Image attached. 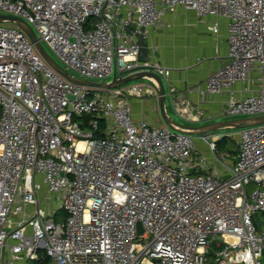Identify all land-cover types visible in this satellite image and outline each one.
<instances>
[{
    "label": "built area",
    "instance_id": "2783aa9c",
    "mask_svg": "<svg viewBox=\"0 0 264 264\" xmlns=\"http://www.w3.org/2000/svg\"><path fill=\"white\" fill-rule=\"evenodd\" d=\"M179 7L214 16V35L227 19L226 63L204 83L226 93L222 117L264 116V0H0V15L29 24L77 78L151 71L164 82L167 68L137 62L136 38L170 26L162 20ZM147 79L77 85L18 25L0 24V264L40 252L50 264H264V231L252 219L264 211V123L208 132L134 119L131 99L158 98ZM167 92L179 117L201 115ZM82 114L92 118L75 119ZM228 134L237 138L232 161L217 154Z\"/></svg>",
    "mask_w": 264,
    "mask_h": 264
},
{
    "label": "crops",
    "instance_id": "0c3cea01",
    "mask_svg": "<svg viewBox=\"0 0 264 264\" xmlns=\"http://www.w3.org/2000/svg\"><path fill=\"white\" fill-rule=\"evenodd\" d=\"M214 20V16L199 17L194 11L179 7L174 13L165 15L162 20L170 26L151 27L147 36L141 37L139 59L168 68L169 87L174 89L175 94L184 95L191 108L196 107L201 112L193 122L179 117L170 102L167 92L169 87L164 83V112L176 123L177 119H181L191 124L190 127H197L223 121L222 110L226 93L212 94L204 86L207 76L227 60V19L219 18L217 35L207 29ZM144 84L151 83L144 78ZM130 103L134 119L144 118L151 124L167 127L161 115L158 98H146L143 102L136 98L131 99ZM197 145L208 158L211 157L202 141L197 140Z\"/></svg>",
    "mask_w": 264,
    "mask_h": 264
},
{
    "label": "water",
    "instance_id": "95a60500",
    "mask_svg": "<svg viewBox=\"0 0 264 264\" xmlns=\"http://www.w3.org/2000/svg\"><path fill=\"white\" fill-rule=\"evenodd\" d=\"M9 21L16 25H18L29 37V39L34 43L38 53L41 55V57L45 60V62L52 67L57 73H59L61 76H63L65 79L77 84V85H83L87 87H96V88H112V87H118L126 84L129 81L136 80L143 78L145 76L152 77L157 85H158V99L161 109V115L166 125H169L170 123H175L178 125H181L179 123L174 122L171 118H169L165 112H164V101H165V91H164V85L162 82V79L156 75L155 73L151 71H143V72H137L133 74H129L124 77H118L116 78L113 76L110 82L105 83H98V82H91L86 80H81L78 78H75L71 76L64 68H62L43 48L42 44L39 42V40L36 38L33 29L29 24H27L24 20L9 16V15H0V22ZM264 123V116H256V117H250V118H241V119H233V120H223L220 122H214L209 124H203L200 126H197L196 128H199L201 131H213L220 128H231V127H240V126H247V125H255V124H261ZM184 126V125H183ZM190 127V126H185ZM137 232L142 233L143 228L141 227L140 223L137 225Z\"/></svg>",
    "mask_w": 264,
    "mask_h": 264
},
{
    "label": "rangeland",
    "instance_id": "374dc122",
    "mask_svg": "<svg viewBox=\"0 0 264 264\" xmlns=\"http://www.w3.org/2000/svg\"><path fill=\"white\" fill-rule=\"evenodd\" d=\"M1 25L4 26H14L15 24L9 21L6 22H0ZM34 31V34L37 35L36 31ZM43 48L45 49V51L62 67L65 68L58 60L57 58L54 56L53 53H51V51L49 50V48L42 43ZM70 74L76 76V77H80V75L77 72H74L72 70L68 71ZM107 79H104L103 82H106ZM133 82H139L140 84H144V79L140 78V79H136V80H132L126 83L127 84H131ZM167 104V103H166ZM160 119V118H159ZM223 120H232V118L229 117H223ZM233 119H238V118H233ZM177 122L181 125H187V126H191V124H188L187 122L181 120V119H177ZM229 132H232L233 130H228ZM237 138L235 137V135H230L228 134L225 138V140L223 142H219V145L217 147V154H219L221 157H226L228 160H233L236 151L238 150V146H237ZM255 188V185H251L248 187V191L251 192L253 189ZM65 217V213L62 212L59 215V218L61 220H64ZM252 219L254 221V223L257 226V233L264 231V211H256L253 215H252ZM222 244L220 243V241L216 240L214 241V246L210 248V252H214L216 250H219L221 248ZM208 258L213 259L212 255H208Z\"/></svg>",
    "mask_w": 264,
    "mask_h": 264
},
{
    "label": "bare ground",
    "instance_id": "6f19581e",
    "mask_svg": "<svg viewBox=\"0 0 264 264\" xmlns=\"http://www.w3.org/2000/svg\"><path fill=\"white\" fill-rule=\"evenodd\" d=\"M200 17H202V16H200ZM137 40H138V43H139V45H140V52H141V49H142V41H141V36H139V37H137L136 38ZM140 52H139V55L137 56V62L141 65V68H144V64H147V66H145V68H147V69H152V67L155 65V64H152V63H149V62H143V61H141L140 59H139V56H140ZM52 68V67H51ZM167 70H168V74H167V77H168V75H169V73H170V70L167 68ZM143 72V71H142ZM154 73V72H153ZM59 74V73H58ZM113 76H115V75H118V74H112ZM157 75V74H156ZM113 76H111L112 78H113ZM63 77V76H62ZM74 77V76H73ZM116 78H118L117 76H115ZM147 77H150V76H145V77H143V79L145 78V79H147ZM75 78H77V77H75ZM150 78H152V77H150ZM78 79H80V78H78ZM153 79V78H152ZM81 80H83V79H81ZM148 80V79H147ZM86 81H90V80H86ZM91 82H96V81H91ZM163 82V81H162ZM98 83H105V82H98ZM164 83H166L167 85H168V87H169V84H168V79H167V81H164L163 82V85H164ZM125 85V84H124ZM144 85V84H143ZM83 86V85H82ZM120 86H118V87H112V88H108V89H117V88H119ZM94 88H96V87H94ZM101 89H106V88H101ZM165 91V90H164ZM79 117V119H81V120H83V123L84 122H87V121H89V119H91L92 118V116L91 115H85V114H82V115H80V116H78ZM87 117V118H86ZM78 119V120H79ZM101 119H103L104 120V123H105V118L104 117H100V118H98V126H99V128H102V126L100 125V120ZM87 123H85V125H86ZM171 124H175V123H170L169 125H167V127H170L171 126ZM188 128H194V129H196V130H199V131H201L199 128H196V127H188ZM229 128V127H228ZM220 129H227V128H220Z\"/></svg>",
    "mask_w": 264,
    "mask_h": 264
},
{
    "label": "trees",
    "instance_id": "16d2710c",
    "mask_svg": "<svg viewBox=\"0 0 264 264\" xmlns=\"http://www.w3.org/2000/svg\"><path fill=\"white\" fill-rule=\"evenodd\" d=\"M75 119L78 120L79 117L76 116ZM100 125L101 126L104 125V120L103 119L100 120ZM225 138L226 137H224L222 139H219L217 141V147L219 145V142H223L225 140ZM23 264H50V258L48 256H46L44 252H40L39 255H38V259H36V260H28V261L24 262Z\"/></svg>",
    "mask_w": 264,
    "mask_h": 264
}]
</instances>
